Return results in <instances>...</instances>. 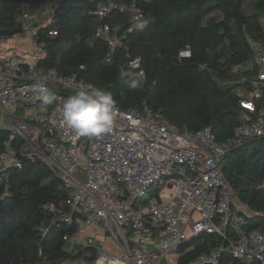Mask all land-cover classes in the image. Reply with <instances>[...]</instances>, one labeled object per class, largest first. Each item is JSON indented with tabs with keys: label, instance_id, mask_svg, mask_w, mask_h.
<instances>
[{
	"label": "built area",
	"instance_id": "built-area-1",
	"mask_svg": "<svg viewBox=\"0 0 264 264\" xmlns=\"http://www.w3.org/2000/svg\"><path fill=\"white\" fill-rule=\"evenodd\" d=\"M139 1L150 0L111 1L95 10L99 18L95 38L111 49L122 47L126 34L120 36L119 28L107 19L119 12L129 15L130 24L139 21L143 18ZM55 2L46 1L44 13L33 10L35 2L25 3L15 18L23 27L25 41L16 42L17 35L0 41V114L7 122H0V129L21 140L18 149L0 153V188L11 168L22 167L21 157L46 163L68 193L67 211L55 204L47 206L57 215L51 226L57 221L75 224L76 234L64 240L77 246L72 252L94 248L96 258L91 264L101 260L103 264H179L187 253L205 245V235L218 236L223 242L184 264H236L239 260L264 264L262 232L237 230L236 239L228 232L236 221L235 191L219 165L233 148L264 138L263 47L251 41L259 69L251 88L238 92L247 112L225 141H218L209 126L197 131L182 129L146 104L126 110L115 105L111 132L100 137L82 135L62 122L61 107L82 86L94 85L79 73L62 76L55 72L52 76L54 71L37 69L45 51L35 35L51 24ZM43 15L49 18L45 25ZM49 34L57 35V31L51 29ZM179 55L191 57V50L183 49ZM112 59L110 54L106 57L107 62ZM131 67L144 77L140 57L131 61ZM250 68L243 63L235 70ZM42 78H46L43 83L51 99L47 105L32 86ZM40 231L47 234L49 227L42 226ZM107 242L118 251L107 249ZM173 252L178 259L165 260Z\"/></svg>",
	"mask_w": 264,
	"mask_h": 264
},
{
	"label": "trees",
	"instance_id": "trees-1",
	"mask_svg": "<svg viewBox=\"0 0 264 264\" xmlns=\"http://www.w3.org/2000/svg\"><path fill=\"white\" fill-rule=\"evenodd\" d=\"M0 0V41L24 33L16 16L27 2ZM50 1V0H44ZM51 24L35 35L44 43L45 57L37 69L62 76L79 73L95 88L110 92L121 109L141 107L160 110L174 125L197 131L212 128L218 141L230 138L247 112L241 106L239 90L251 88L258 72L251 41L264 49V0H150L139 1L143 18L129 23V15L111 13L107 19L126 34L122 47L111 49L94 36L99 18L94 11L108 2L131 0H55ZM143 25V27H141ZM54 29L57 35H50ZM189 48L191 57L181 58ZM111 55L113 59L106 61ZM141 58L144 77L131 61ZM247 63L248 70H235ZM84 67V69H82ZM127 73L121 76V73ZM141 82L130 88L128 81ZM21 140L0 129V153L19 148ZM22 158L21 168H11L0 188V264H91L96 250L85 247L72 252L64 237L74 236L75 224L57 221L47 206L67 211V191L57 173L40 159ZM223 176L234 188L232 209L236 221L228 227L232 239L237 230L264 234V138L247 140L220 161ZM239 206L248 213L238 210ZM42 226H48L44 234ZM206 243L187 253L184 264L202 251L209 252L223 242L205 235ZM236 264H260L237 261Z\"/></svg>",
	"mask_w": 264,
	"mask_h": 264
},
{
	"label": "clouds",
	"instance_id": "clouds-1",
	"mask_svg": "<svg viewBox=\"0 0 264 264\" xmlns=\"http://www.w3.org/2000/svg\"><path fill=\"white\" fill-rule=\"evenodd\" d=\"M143 27V25H141ZM55 76V72L50 73ZM127 73L122 72L121 76ZM41 81L33 84V88L42 94V102L47 105L51 103L46 85ZM130 88H138L141 82L136 79L128 81ZM62 122L77 131L79 134L100 137L112 131L115 120V100L112 94L102 88L89 85L87 89L83 86L74 95L69 96L61 107ZM97 264H103L102 260Z\"/></svg>",
	"mask_w": 264,
	"mask_h": 264
},
{
	"label": "rangeland",
	"instance_id": "rangeland-1",
	"mask_svg": "<svg viewBox=\"0 0 264 264\" xmlns=\"http://www.w3.org/2000/svg\"><path fill=\"white\" fill-rule=\"evenodd\" d=\"M47 5L48 4L46 3V1L39 0V1H36L35 3L32 4V8L35 11H38L40 13H44V10H45V8H46ZM43 17H44L45 20H44V23L42 25H45L48 22V19L49 18H48L47 15H43ZM24 38L25 37L23 35H20L19 34V35L16 36V42L20 43L23 40L25 41ZM0 122L3 123V124H5V125H7L6 120L1 116V114H0ZM153 191L156 192V191H159V189L158 188H154ZM238 210H241V211H243L245 213H248V209L246 207H244V206H239ZM177 259H178V254L176 252H173L171 254H168L166 256V259L165 260H168L169 262H172V261L177 260ZM164 261L162 263H164Z\"/></svg>",
	"mask_w": 264,
	"mask_h": 264
},
{
	"label": "crops",
	"instance_id": "crops-1",
	"mask_svg": "<svg viewBox=\"0 0 264 264\" xmlns=\"http://www.w3.org/2000/svg\"><path fill=\"white\" fill-rule=\"evenodd\" d=\"M96 246H101V243H100V242H97V243H96ZM70 247H71V249H72V248H73V249L77 248V246L73 247L72 245H70ZM106 247H107V249H109V250H114V251L117 250V247H115L114 245H112V244L109 243V242L106 243ZM117 251H118V250H117ZM121 264H122V263H121Z\"/></svg>",
	"mask_w": 264,
	"mask_h": 264
},
{
	"label": "bare ground",
	"instance_id": "bare-ground-1",
	"mask_svg": "<svg viewBox=\"0 0 264 264\" xmlns=\"http://www.w3.org/2000/svg\"><path fill=\"white\" fill-rule=\"evenodd\" d=\"M117 264H121L120 262H118Z\"/></svg>",
	"mask_w": 264,
	"mask_h": 264
}]
</instances>
